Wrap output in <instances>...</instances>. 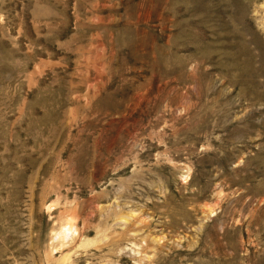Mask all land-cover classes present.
I'll use <instances>...</instances> for the list:
<instances>
[{
  "label": "rangeland",
  "instance_id": "1",
  "mask_svg": "<svg viewBox=\"0 0 264 264\" xmlns=\"http://www.w3.org/2000/svg\"><path fill=\"white\" fill-rule=\"evenodd\" d=\"M0 264H264V0H0Z\"/></svg>",
  "mask_w": 264,
  "mask_h": 264
}]
</instances>
